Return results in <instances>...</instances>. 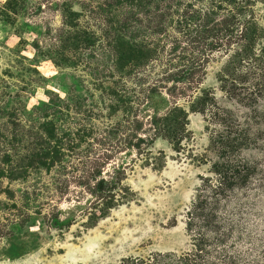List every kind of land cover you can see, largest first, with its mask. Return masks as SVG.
<instances>
[{"label": "rangeland", "instance_id": "1", "mask_svg": "<svg viewBox=\"0 0 264 264\" xmlns=\"http://www.w3.org/2000/svg\"><path fill=\"white\" fill-rule=\"evenodd\" d=\"M5 1L0 0V8ZM55 1L38 0L41 10L33 14L0 12V264H120L129 255L190 249L187 211L213 158L208 149L213 129L208 115L189 111V133L180 151L169 140L158 138L153 145L156 155L161 151L157 164L138 157L135 149L116 148L103 175L124 169L128 200L100 215L95 195L78 177L89 146L77 139L75 128L89 114L103 127L121 113L110 115L108 102L98 99L90 72L95 59L78 65H55L46 57L33 60L34 41L48 44V27L61 24L60 11L51 5ZM254 8L264 27V0H257ZM226 59L224 53L217 54L208 63L200 89L212 91L218 107L235 114L234 129L251 135L243 155L258 172L246 190L231 198L229 207L236 220L257 235L264 225V95L252 109L231 98L217 78ZM162 70L161 65L150 66V80ZM78 77L84 86L77 85ZM240 79L248 82L236 92L247 97L252 78ZM49 91L70 98L68 106L61 104L63 114L32 112V106L48 100ZM159 91L150 108L162 112L174 100L188 108L189 97L173 98L165 89ZM65 129L75 137L74 143L63 138ZM49 144L59 150L50 157Z\"/></svg>", "mask_w": 264, "mask_h": 264}, {"label": "trees", "instance_id": "2", "mask_svg": "<svg viewBox=\"0 0 264 264\" xmlns=\"http://www.w3.org/2000/svg\"><path fill=\"white\" fill-rule=\"evenodd\" d=\"M256 1L51 3L60 11L61 24L48 27V44L41 46L38 40L34 41L37 54L33 60L38 62L46 57L55 65H78L84 59H95L90 72L96 82L95 90L99 91L98 99L104 104L108 102L110 115L121 113L103 127L94 123L89 114L75 128L77 139L89 146L83 153L78 177L95 195V208L100 215L128 200L124 169L114 168L107 177L103 175V168L116 148L135 149L138 157L144 156L146 162L154 165L161 154L153 151L158 138L169 140L180 151L189 133V111L205 113L208 126L213 127L208 147L213 154L210 169L201 175L187 211L186 229L192 237V247L182 252L129 255L120 264H264V225L253 235L242 220H236L238 217L229 207L231 198L246 190L258 172L257 166L243 155L251 135L245 129H234L235 114L221 110L212 91L200 89L208 63L224 53L227 59L217 76L221 88L250 109L264 95V27L255 16ZM39 10L38 0H6L0 8L4 15L30 11L33 14ZM107 63L109 68L105 67ZM153 65H161L163 70L150 80L148 68ZM243 75L252 78L253 89L247 97L236 92L238 86L248 82L240 79ZM77 81V85L84 86L81 77ZM161 89L173 98L189 97L188 108L177 100L167 104L162 112L150 108L154 95ZM58 93L49 91L48 100L32 106L31 111H44L45 116L49 112L63 114L61 104L68 106L70 98ZM149 110L152 112L148 113ZM47 122L48 125L50 121ZM94 134L98 136L93 137ZM66 137L74 143L70 130L65 129L63 138ZM60 144L59 140L58 147ZM58 147L49 144V157L58 153Z\"/></svg>", "mask_w": 264, "mask_h": 264}]
</instances>
